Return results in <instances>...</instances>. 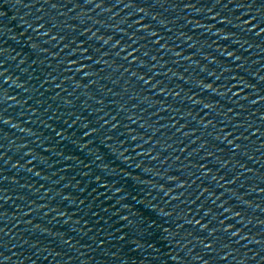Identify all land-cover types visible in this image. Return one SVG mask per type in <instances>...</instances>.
Returning a JSON list of instances; mask_svg holds the SVG:
<instances>
[{"label": "snow or ice", "instance_id": "1", "mask_svg": "<svg viewBox=\"0 0 264 264\" xmlns=\"http://www.w3.org/2000/svg\"><path fill=\"white\" fill-rule=\"evenodd\" d=\"M101 2H103V0H101ZM99 6V5H98ZM186 7H192L193 5H185ZM249 6H251V5H249ZM5 15V13L4 12H2V11H0V17H2V16H4ZM117 43H119V41H117ZM89 50L88 49H85V52H88ZM92 57L91 56H89V59H91ZM136 59L138 60L139 59V57L137 56L136 57ZM140 230H144V226L143 225H141L140 226Z\"/></svg>", "mask_w": 264, "mask_h": 264}]
</instances>
